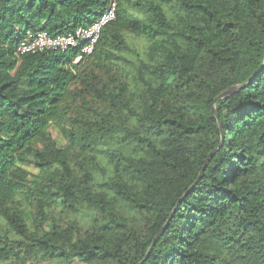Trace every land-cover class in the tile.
<instances>
[{
    "label": "trees",
    "instance_id": "trees-1",
    "mask_svg": "<svg viewBox=\"0 0 264 264\" xmlns=\"http://www.w3.org/2000/svg\"><path fill=\"white\" fill-rule=\"evenodd\" d=\"M74 260L264 264V0H0V264Z\"/></svg>",
    "mask_w": 264,
    "mask_h": 264
},
{
    "label": "built area",
    "instance_id": "built-area-1",
    "mask_svg": "<svg viewBox=\"0 0 264 264\" xmlns=\"http://www.w3.org/2000/svg\"><path fill=\"white\" fill-rule=\"evenodd\" d=\"M117 10V2L114 1L93 24L80 26L74 32L67 35L52 36L45 31L35 34L30 33L20 42L17 52L20 55H24L45 50L67 52L68 50L75 49L79 51V56L77 57L79 61L83 57L93 54L104 27L116 20Z\"/></svg>",
    "mask_w": 264,
    "mask_h": 264
},
{
    "label": "water",
    "instance_id": "water-1",
    "mask_svg": "<svg viewBox=\"0 0 264 264\" xmlns=\"http://www.w3.org/2000/svg\"><path fill=\"white\" fill-rule=\"evenodd\" d=\"M235 89H236V88L234 87V88H231V89H229V90H227V91L221 93V94L215 99V102L210 106L211 111H212V113L215 115V117H216V119H217L218 124H219L220 127H221V121H220V118H219L218 112H217V110H216L215 104H216L217 102H219L220 100L229 97V96L235 91ZM222 141H223V137H222ZM207 164H208V161L206 162V166H207ZM206 166L203 168V171L205 170ZM164 229H165V228H164ZM164 229H162V231H161V232L157 235V237L154 239V241H153V243H152V246H151V248H150L149 251H148V255H149L151 249L153 248L154 244L156 243V241H157V240L159 239V237L162 235ZM148 255H147V256H148ZM142 263H143V262H141L140 264H142Z\"/></svg>",
    "mask_w": 264,
    "mask_h": 264
},
{
    "label": "rangeland",
    "instance_id": "rangeland-1",
    "mask_svg": "<svg viewBox=\"0 0 264 264\" xmlns=\"http://www.w3.org/2000/svg\"><path fill=\"white\" fill-rule=\"evenodd\" d=\"M137 45L141 48V47H143V45H145V42L143 40H139L137 42ZM53 137L57 141V143L59 144L60 147H65L66 146L67 143L64 141V139L62 138L61 134L57 130H53ZM27 169L29 171H31L32 173H37V170H36L35 166L32 165V164L29 165L27 167ZM44 263L45 262H43L41 264H44ZM69 264H82V263L80 261H78V260H74V261L70 262Z\"/></svg>",
    "mask_w": 264,
    "mask_h": 264
}]
</instances>
